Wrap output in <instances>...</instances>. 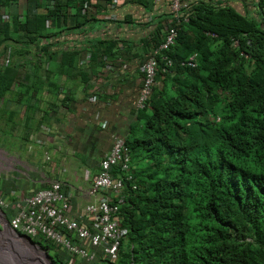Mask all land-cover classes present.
Instances as JSON below:
<instances>
[{
  "label": "trees",
  "instance_id": "1",
  "mask_svg": "<svg viewBox=\"0 0 264 264\" xmlns=\"http://www.w3.org/2000/svg\"><path fill=\"white\" fill-rule=\"evenodd\" d=\"M146 1L125 3L152 5ZM102 2L0 0V54L9 57L0 66V98L13 81L21 83V97L40 88L20 77L15 52L21 65L32 48L43 61L47 38L84 25L85 4L111 12L118 5ZM188 3L189 20L168 54L179 61L196 53L197 66L158 73L163 88H154L151 110H142V125L125 138L135 165L122 205L128 236L116 261L101 256L86 264H264V0H256L254 16L227 1ZM155 35L153 45L164 38ZM215 113L218 122L208 118ZM36 241L53 249L54 264H70L50 241Z\"/></svg>",
  "mask_w": 264,
  "mask_h": 264
},
{
  "label": "crops",
  "instance_id": "2",
  "mask_svg": "<svg viewBox=\"0 0 264 264\" xmlns=\"http://www.w3.org/2000/svg\"><path fill=\"white\" fill-rule=\"evenodd\" d=\"M90 1L104 5L102 0ZM160 1L151 6L118 4L112 12L115 21L87 3L85 27L47 38L45 42L50 46L43 61L37 49L32 48L26 65H21L18 62L21 56L14 53V66L20 70L21 78L28 79L25 84L30 86L35 80L40 88L35 96L30 88L27 96L21 97L18 91L21 83L17 80L11 84L12 92L0 98L2 119L5 125H12L8 141L0 142V157L3 161L12 160L8 166L0 163L4 168L0 171V195L8 202L4 211L13 213L26 196L55 179L69 181L74 213L94 199L88 196L87 188L99 160L111 146L112 134L126 137L131 126L142 125L144 121L133 106L141 84L138 66L145 54L142 42L156 32L162 36L164 23L172 18L169 0ZM218 1H227L229 6L246 10L250 16L257 15L256 0ZM157 27H161L159 31ZM90 39L93 53L89 63H85L88 49L81 50L80 44ZM100 41H106L107 60L99 59ZM50 52L54 53L52 59ZM6 58L9 59L8 55ZM68 59L70 65L63 64ZM113 60L118 63L112 70L108 64ZM92 94L97 96L96 102L87 98ZM20 105L25 108L19 109Z\"/></svg>",
  "mask_w": 264,
  "mask_h": 264
},
{
  "label": "built area",
  "instance_id": "3",
  "mask_svg": "<svg viewBox=\"0 0 264 264\" xmlns=\"http://www.w3.org/2000/svg\"><path fill=\"white\" fill-rule=\"evenodd\" d=\"M117 1L113 0V2ZM170 9L174 14L175 23L167 28L165 41L161 45L164 48L174 43L179 24L189 19V3L186 0H170ZM168 64H171L169 59ZM188 64L194 65L192 57ZM155 65L156 60L150 58L143 67L145 82L142 92L145 96L150 91L149 85L155 73ZM128 160L129 154L123 138L115 137L111 148L100 160L98 171L92 177V189L106 193L107 198L103 199L102 206L88 203L73 216L70 213L69 193L61 188L59 182H53L49 188L38 189L24 198L17 209L8 216L9 228L15 234H23L31 238L41 236L56 245H61L69 254L70 262L79 258L92 261L96 258L99 249L102 253L115 258L118 238L123 231L116 220L109 219L107 213L110 207L107 203L111 192L117 194L123 188L125 178L121 173L129 169ZM113 167H118L121 173H113ZM0 206H8L1 197ZM99 211H102V214H99ZM67 232L85 241L84 246L73 243L71 240L73 236H67Z\"/></svg>",
  "mask_w": 264,
  "mask_h": 264
},
{
  "label": "clouds",
  "instance_id": "4",
  "mask_svg": "<svg viewBox=\"0 0 264 264\" xmlns=\"http://www.w3.org/2000/svg\"><path fill=\"white\" fill-rule=\"evenodd\" d=\"M125 1L126 0H118L117 2H113V0H112V4L113 5L122 4V3H125ZM159 1H157V2H151V1L147 0L146 2L153 5V4L158 3ZM111 7H113V6H111ZM40 10H42V9H40ZM36 11H38V9H36ZM169 11L172 14V18H171V20L169 22L167 21V22L164 23L165 25H163V29H164V31H163V36H164L163 40L161 42H159L157 45H153V42H148L149 39H150L149 36H148L146 38V40L144 42H142V45H143V47L145 49V54H144L143 59L140 61L139 66H138V68H139V74L141 76V84L139 86L137 96H136L135 100L133 101V106H134L135 110L138 112V117L139 118H141V117L143 118V116L141 115L142 110H146V112H149L151 110V108L149 106V103H150L149 101H150V98L152 96V93H153L154 88H156V87L163 88V82L157 78L158 77V73L160 71L163 72V73L167 72L168 74H173V68L175 67V65H179L181 67H190V68H195L197 66V54L196 53H192V54L188 55L186 58L180 59L179 61H175L168 54V50L170 49V46H172V45H174L176 43V39H177V36H178V32L180 31L181 26L185 23V21H183V22H181L179 24V29L177 31V36H176V38L174 40V43L171 44L170 46H168L167 48H164V47L161 46L162 43H164V41H165V37H166V33H167V28L170 25H174V23H175V21H174V14L172 13V11L170 9V4H169ZM82 13L83 14H88L89 13V11L87 10L86 4L82 7ZM101 13H102L103 16H105L106 18L110 19L111 21H115L117 19L116 18V15L115 14H112L111 10H109V11H101ZM90 16H93V14L90 13ZM50 24H49V22H47V25L48 26H50ZM83 27H85V25ZM160 28L161 27H157V31L160 30ZM63 32H65V31H63ZM91 41H92V39H90L88 41L84 40V41H82L83 43L80 44V49L81 50L83 48L84 49H88L86 51V55H85V58H84L85 63H89V61L91 60V55L93 53V50H90L91 48H93V46H91V44H90ZM237 43L238 42L236 40H234V44L237 45ZM119 47H122V45H119ZM110 50H112V47H111ZM245 56H247V55L245 54ZM101 57L104 60H107V55L105 53V50L102 53L99 52V59H101ZM190 57H192V61H193L194 65L188 64V61L190 60ZM150 58H154L156 60L155 73L153 75L152 82L149 85V88H150L149 94L145 96L143 94V92H142V89H143V86H144V82H145V79H144L145 78V71H143V67H145V64L150 60ZM168 59L171 60V64H168ZM6 61H7V58H6V54H5V62ZM118 61H120V60H118ZM182 62L184 64H182ZM116 63H118L117 60L111 61L108 64V68H110L112 70L115 69ZM87 98L90 100V102H96V100H97V96L95 94H92L90 97L88 96ZM208 118H209L210 121L218 122L221 119V114H219V113L210 114L208 116ZM129 134H130V132H129ZM115 137H117V138H123L124 143H125V147L127 148V152L129 154V160H128L129 169L127 171H125V173H121L120 172L121 175L124 176V178H125L124 179V183H123L124 184L123 185V188L117 194H114V193L111 192V194L108 197L109 199H108V203H107V205L110 207V210L107 213L109 219L110 220H113V219L116 220L117 223H118V225L121 227V230L123 231L122 234H120V237L118 238V245H117L116 256H115V258H112L111 255H106L105 253H102L100 251V249H99V250H97V256H96V258L94 260H92V261H86L85 259L79 258L77 260L75 259L73 262H70V256H69V254L64 250V248L61 247V245H58V244L56 245V244L52 243L50 240L44 239V238H42L40 236L41 237V241H43V240L50 241V243L52 245H54V247L56 246L59 250H63L64 252H66L68 254V256H69V261L68 262L70 264H86L88 262L97 263L98 260H99V258L101 256H103L104 258H106L109 261L114 262L118 258L119 248H120L121 241L128 236V229L129 228H128V226H126L123 223L122 205L125 203L126 195H127V193H126V181H129V180L132 179V176H131L130 171H131V169H134L135 168V165L132 163V158H131L129 149H128L127 145H126V142H125V138L126 137L125 136H122V135H118L116 133H113L112 134V143L114 142ZM112 143H111V146H112ZM111 146H110V148H111ZM100 160H99V162H100ZM98 168H99V166H98ZM117 170H118V167H113L112 168V171H114L113 173H117L116 172ZM97 171H98V169H97ZM120 173H118V174H120ZM93 175H92V177H93ZM128 176H129V178H126ZM53 182H59L60 185H61V188L64 191H66L67 193H69L68 189L69 188L71 189V186L69 184V181H61V180L55 179V180L50 181L49 184H48V186H46L44 188H49ZM132 189H135L136 190L137 189V184L132 183ZM92 190H94V189H92V178H91L90 186L87 188V194H88L89 197H91V196L94 197V199L91 200V201L86 202L85 204H83L82 206H80L76 210L79 211L80 209H82L83 207H85L88 203L89 204H92V205H98V206L101 205L102 206V204L104 203L103 202V199H106L107 198L106 197V193L105 192H100L99 190H94V191H92ZM69 195H70L69 200H70V205H71L70 213H71V215L75 216V215H77V212L78 211L74 213L75 210L72 209V203H71L72 194L69 193ZM95 195L97 197H95ZM0 197H1V195H0ZM6 203L8 204V202H6ZM4 207H7V206H4ZM99 214H102V211H99ZM8 216H10V213H7L6 211H4L3 206H0V223H1V225L2 224H5V223H7V225H8ZM8 228H9V225H8ZM67 233H68L67 236H70V235L73 236V234H71L70 232H67ZM16 235H19V234H16ZM25 236H27V235H25ZM31 239L38 246H40V249L45 250L47 252V254H48L47 255V257H48L47 260H49L51 258L52 259V262H53V258L49 254V250L47 248H45V247H42L43 244H40V243H38L36 241V239H38V238H31ZM71 240H72L73 243H75L77 245H83L84 246V244H85L84 243L85 241L81 240L80 238H77L76 236L71 237ZM47 260L45 259V261H47ZM47 264H50V262L47 261Z\"/></svg>",
  "mask_w": 264,
  "mask_h": 264
},
{
  "label": "water",
  "instance_id": "5",
  "mask_svg": "<svg viewBox=\"0 0 264 264\" xmlns=\"http://www.w3.org/2000/svg\"><path fill=\"white\" fill-rule=\"evenodd\" d=\"M6 228L8 229L7 223L2 224L0 233H4ZM10 232L11 235L8 237L0 235V264H47L45 261L47 252L40 249L29 236L16 235L12 230ZM47 261L53 264L51 258Z\"/></svg>",
  "mask_w": 264,
  "mask_h": 264
},
{
  "label": "rangeland",
  "instance_id": "6",
  "mask_svg": "<svg viewBox=\"0 0 264 264\" xmlns=\"http://www.w3.org/2000/svg\"><path fill=\"white\" fill-rule=\"evenodd\" d=\"M53 31L54 30H52V32ZM4 62H5V53L2 51L1 54H0V63L4 64ZM18 108L19 109H23V108H25V106L24 105L23 106L20 105V106H18ZM21 112L22 111H19V113H21ZM2 117H4V114L0 110V142L3 141V139L8 141L6 138L8 136V132H10L11 128H12V125L10 123H7L5 125L6 121L3 120ZM137 135H139V134H137ZM139 136H141V135H139ZM4 146H5L6 149H7V147L9 148V143L4 144ZM11 162H12V160H10L9 162H7L6 160L3 161V158L0 157V163L2 164V166H8ZM2 166H0V171L4 170V168ZM0 227H1V223H0ZM49 254L51 256H55V253H54V251H53V249L51 247L49 248ZM45 258L47 259L48 257L46 256ZM100 264H104V263H100Z\"/></svg>",
  "mask_w": 264,
  "mask_h": 264
},
{
  "label": "bare ground",
  "instance_id": "7",
  "mask_svg": "<svg viewBox=\"0 0 264 264\" xmlns=\"http://www.w3.org/2000/svg\"><path fill=\"white\" fill-rule=\"evenodd\" d=\"M10 231H11V230H10L9 228H8V229L6 228V230L4 231V233H2V234L0 233V235H2V236H3V235H6V236L8 237V236L11 235V232H10ZM5 239H6V237H5ZM5 254H7V253H5Z\"/></svg>",
  "mask_w": 264,
  "mask_h": 264
}]
</instances>
